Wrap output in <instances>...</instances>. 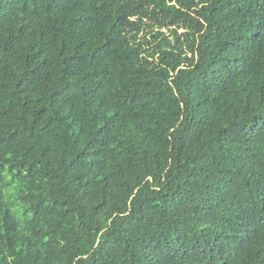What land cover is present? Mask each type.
Wrapping results in <instances>:
<instances>
[{
    "label": "trees",
    "instance_id": "obj_1",
    "mask_svg": "<svg viewBox=\"0 0 264 264\" xmlns=\"http://www.w3.org/2000/svg\"><path fill=\"white\" fill-rule=\"evenodd\" d=\"M0 264H264V0H0Z\"/></svg>",
    "mask_w": 264,
    "mask_h": 264
}]
</instances>
